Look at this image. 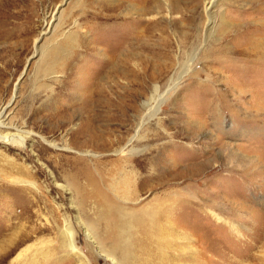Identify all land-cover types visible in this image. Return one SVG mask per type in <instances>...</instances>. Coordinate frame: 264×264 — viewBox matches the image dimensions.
Listing matches in <instances>:
<instances>
[{
  "label": "rangeland",
  "instance_id": "rangeland-1",
  "mask_svg": "<svg viewBox=\"0 0 264 264\" xmlns=\"http://www.w3.org/2000/svg\"><path fill=\"white\" fill-rule=\"evenodd\" d=\"M103 2L106 7L93 0H0V111L7 115L0 136L24 137L0 145V264H80L61 244L66 221L87 264H113L116 256L97 236L104 226L95 225L98 207L90 203L85 214L68 178L83 161L101 177L102 165L122 155L86 145L88 127L107 129L116 142L137 124L142 141L169 143L163 154L172 169L204 168L195 176L173 175L168 186L153 179L132 207L150 206L165 190L198 189L200 200L229 210L219 213L223 221L207 205L179 216L185 213V229L200 237L206 262L212 264L213 252L214 264H232L231 257L233 264H261L264 64L252 48L264 46V0L248 7L247 0H222L209 19L204 0H153L140 17L131 13L140 2ZM250 35L254 43L244 45ZM70 37L75 42L66 45ZM60 46L62 60L41 73L47 52ZM127 69L137 77L123 75ZM145 102L150 109L141 111ZM228 145L257 164L233 168ZM153 156L160 162L162 150ZM138 159L136 169L145 174Z\"/></svg>",
  "mask_w": 264,
  "mask_h": 264
},
{
  "label": "bare ground",
  "instance_id": "bare-ground-1",
  "mask_svg": "<svg viewBox=\"0 0 264 264\" xmlns=\"http://www.w3.org/2000/svg\"><path fill=\"white\" fill-rule=\"evenodd\" d=\"M93 1L99 3L101 7L107 6L104 4L103 0ZM131 1L142 3L141 5H131L133 8L131 9L133 10L131 13L137 14V17H140L141 14L147 10V3L152 2L153 0ZM204 1L206 3L204 4L203 10L205 16L209 19L211 18L215 7H217L222 0ZM247 1L249 3L245 2L246 4L244 7L251 6L256 0ZM260 4H262L261 7L263 8L264 4ZM94 15L96 14L94 13ZM221 20L222 23H224L226 20L225 16L222 15ZM211 24L212 23L208 25L207 22V26H210ZM212 29L213 28L210 29V27L208 28L206 39L209 38ZM253 37V35L252 37L250 35L247 39L248 43L244 45L248 46L249 43H254L256 38ZM74 42L75 38L70 37V39L67 40L66 45L73 44ZM63 51L64 49L61 46L49 50L45 56L40 72L46 74L50 70L51 63L56 60H62L63 57L61 54ZM252 51L256 60H259V62L264 64V46L260 45L258 51H255V49L252 48ZM248 53H250V51H248ZM240 56H242V54H240ZM123 72L124 74L121 73L123 75L134 73V71L129 69L123 70ZM134 76L137 77L135 73ZM157 89V87L154 88L152 97L149 99L150 102L156 97ZM130 98L132 101L134 97L130 96ZM160 103L157 102L155 109L152 111H157ZM149 106V102H145L141 104L140 110L143 111ZM260 107L264 108L263 104L259 103L258 108ZM4 111L5 108L0 111V126L7 128L2 124L5 119L3 117L7 116ZM140 127L141 125L137 124L136 129L133 131L132 135H129V137L117 136L115 140L116 142L109 139L110 131L108 132L107 129L102 132H96L88 127V139H85L84 142L86 145L89 144V146L96 149L113 148V154L122 155L115 157L112 160H108L105 167L102 165L103 167L100 173L101 177L100 175L99 177H95L86 162L83 161L81 163V169L75 174H71L68 178L71 181L68 180V183L73 192L76 193L85 214L88 215L90 212L88 209L90 203L94 202L98 207L96 214V222L98 224L96 223L95 225L103 223L104 226L102 228L103 230L100 229L102 231L98 232L97 236L102 243L107 244V252L116 256L115 260L113 258L109 259L111 263L208 264L206 259H209V256L206 258L204 254L205 252L199 241L200 237L199 239L192 238L188 230L185 229V213L182 215L183 218L179 219V216L185 212V209L188 211V208H191L194 212H200V210L207 205L210 207L211 211H209L212 213V217L218 221H223V218L219 213L222 211L227 213L229 210L225 209L224 203L220 202L217 204L211 200H204L202 198L203 201L200 200L198 189H195L196 193L186 195L181 192L165 190L161 197L155 198L154 203L150 206L147 205L144 208L132 207L141 202L140 198L142 190L149 188L153 179H159L162 184L163 182H166L165 186H168L169 184L167 182H170L173 175L174 178L195 176L204 168V165L198 164L196 166H190L191 168L188 167L189 169L183 173L172 169L173 163H168L163 154L164 151L168 149L169 143L166 142V145H163L162 143L159 146L160 148H158V144L151 145L152 143L149 141H142L143 137L140 135ZM15 137L20 139L21 143H24V137H18L17 134L9 132L4 136H0V145H6L8 140L11 141ZM49 146L52 148L57 147L53 143L49 144ZM227 148L226 161H230L231 164H233V168L240 167L241 169H245L250 165L253 166L257 164L255 158L242 155L239 152V149H235L233 145H228ZM159 150H162L160 162L156 161L155 156H153V153H157ZM85 154H88L87 151ZM138 158H143L145 161L139 168L141 171L145 170V174H142V172L139 173L136 169L137 161H140ZM138 164H140V162ZM197 185H199V183ZM58 186L67 191L65 186ZM127 205L130 206L128 207ZM67 222L68 221H66L65 227L60 232L61 244L67 252L69 251L76 255L80 264H87L85 257L77 251L74 245L75 240L73 238L72 227ZM85 235L89 240H92L93 237L88 231H85ZM213 254V252L210 254V262H212V264L215 263L214 260L212 261L213 256H215V254ZM105 257L108 258L107 255H105ZM250 259L253 260L254 258L248 256V260L246 261L249 262ZM233 260L234 258L232 257L227 258V261L232 262V264L234 263ZM235 260H237L235 264H240L242 262V259ZM261 264H264V258L261 259Z\"/></svg>",
  "mask_w": 264,
  "mask_h": 264
}]
</instances>
